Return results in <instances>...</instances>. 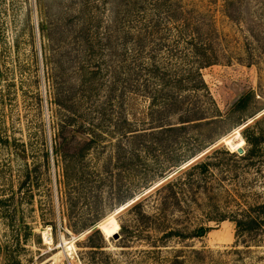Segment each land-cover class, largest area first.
Masks as SVG:
<instances>
[{"label":"rangeland","instance_id":"rangeland-1","mask_svg":"<svg viewBox=\"0 0 264 264\" xmlns=\"http://www.w3.org/2000/svg\"><path fill=\"white\" fill-rule=\"evenodd\" d=\"M65 1L0 0V79L4 74L14 80L0 81V264H264V227L238 233L228 220L204 219L231 217L264 204V64L252 51L247 32L254 29L264 37V17L257 16L264 0H244L229 8L221 0L197 5L213 17L223 53L219 63L201 72L220 114L215 125L202 130L221 135L208 151L223 148L243 156L247 146L241 134L248 128L258 138L260 152L246 163L221 157L222 164L205 176L207 188L201 182L195 196L187 194L194 202L168 210L165 228L139 214L153 216L151 199L130 210L131 203L160 183L140 191L137 166L122 172L116 185L83 178L75 181L77 190L63 196L53 142L58 136L64 139L58 152L62 157L78 154V145L68 132L55 131L42 73L45 40L37 25L60 15ZM241 96L244 102L234 108ZM143 105L134 101L128 113ZM208 151L190 162L201 161ZM26 169L30 174L24 179ZM128 196L132 198L119 203ZM96 218L99 230L93 233L87 228ZM198 228L200 236H162L165 229Z\"/></svg>","mask_w":264,"mask_h":264},{"label":"trees","instance_id":"trees-1","mask_svg":"<svg viewBox=\"0 0 264 264\" xmlns=\"http://www.w3.org/2000/svg\"><path fill=\"white\" fill-rule=\"evenodd\" d=\"M221 1L229 8L244 0ZM192 2L66 0L60 15L37 25L45 40L42 73L55 131L60 135L68 132L78 145V154L62 157L58 152L64 139L58 136L53 142L63 196L77 190L83 178L97 183L108 179L116 185L122 172L137 166L140 191L160 183L141 201L131 203L130 210L141 209L151 199L153 216L139 214L153 226L165 228L168 210L194 202L187 194L195 196L201 182L207 188L205 176L210 175V168L222 164L221 157L246 163L259 155L258 138L248 128L241 134L247 146L243 156L223 148L208 151L221 135L202 130L215 125L220 114L201 72L219 63L223 53L213 17L198 9L202 0ZM259 11L258 19L264 17V4ZM224 15L230 18L228 11ZM247 32L252 51L264 64L262 32ZM1 76L0 81H14ZM139 100L145 104L141 110L135 112L133 106L128 113ZM243 102L241 96L233 107ZM206 150L201 161L190 162ZM29 174L26 169L24 179ZM110 186L113 188L112 183ZM131 198L122 197L119 203ZM3 202L0 199V206ZM225 216L206 215L204 219L228 220L236 232L249 233L264 227V204ZM98 219L87 230L97 233ZM201 232V228L165 229L162 236L183 238Z\"/></svg>","mask_w":264,"mask_h":264},{"label":"bare ground","instance_id":"bare-ground-1","mask_svg":"<svg viewBox=\"0 0 264 264\" xmlns=\"http://www.w3.org/2000/svg\"><path fill=\"white\" fill-rule=\"evenodd\" d=\"M46 235H48V234L43 233V239H44V242L48 243L49 242V238L46 237Z\"/></svg>","mask_w":264,"mask_h":264},{"label":"water","instance_id":"water-1","mask_svg":"<svg viewBox=\"0 0 264 264\" xmlns=\"http://www.w3.org/2000/svg\"><path fill=\"white\" fill-rule=\"evenodd\" d=\"M237 101V100H236ZM232 105H234V103L232 104ZM238 151V153H241L239 150H237ZM96 229H97V227H95ZM99 230V229H98ZM114 236V238H115V234L113 235Z\"/></svg>","mask_w":264,"mask_h":264}]
</instances>
